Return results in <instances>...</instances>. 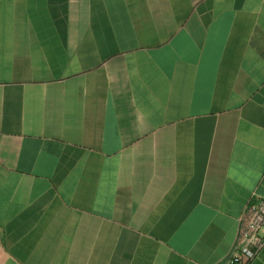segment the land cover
Wrapping results in <instances>:
<instances>
[{"label": "crops", "instance_id": "crops-1", "mask_svg": "<svg viewBox=\"0 0 264 264\" xmlns=\"http://www.w3.org/2000/svg\"><path fill=\"white\" fill-rule=\"evenodd\" d=\"M254 195L264 0H0V264H216Z\"/></svg>", "mask_w": 264, "mask_h": 264}, {"label": "built area", "instance_id": "built-area-1", "mask_svg": "<svg viewBox=\"0 0 264 264\" xmlns=\"http://www.w3.org/2000/svg\"><path fill=\"white\" fill-rule=\"evenodd\" d=\"M264 247V197L250 198L237 218V230L229 252L216 264H249Z\"/></svg>", "mask_w": 264, "mask_h": 264}]
</instances>
